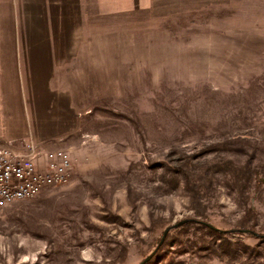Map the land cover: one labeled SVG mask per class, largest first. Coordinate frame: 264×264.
Segmentation results:
<instances>
[{
  "label": "rangeland",
  "instance_id": "rangeland-1",
  "mask_svg": "<svg viewBox=\"0 0 264 264\" xmlns=\"http://www.w3.org/2000/svg\"><path fill=\"white\" fill-rule=\"evenodd\" d=\"M89 1L35 137L71 178L0 208V264H139L181 220L143 264H264V0Z\"/></svg>",
  "mask_w": 264,
  "mask_h": 264
},
{
  "label": "crops",
  "instance_id": "crops-1",
  "mask_svg": "<svg viewBox=\"0 0 264 264\" xmlns=\"http://www.w3.org/2000/svg\"><path fill=\"white\" fill-rule=\"evenodd\" d=\"M159 1L113 0L109 8L108 0H90L87 10L91 12L94 6L97 14L121 13L152 7ZM178 1L191 4L190 0ZM81 2L0 0V142L3 145L21 149L28 140L38 141L51 135L53 103H59L57 95L66 93L67 63L75 56L76 42L68 36L75 28H69L66 22L83 18L86 0Z\"/></svg>",
  "mask_w": 264,
  "mask_h": 264
},
{
  "label": "built area",
  "instance_id": "built-area-1",
  "mask_svg": "<svg viewBox=\"0 0 264 264\" xmlns=\"http://www.w3.org/2000/svg\"><path fill=\"white\" fill-rule=\"evenodd\" d=\"M71 175V157L63 148L44 149L28 140L13 149L0 142V208L64 184Z\"/></svg>",
  "mask_w": 264,
  "mask_h": 264
},
{
  "label": "trees",
  "instance_id": "trees-1",
  "mask_svg": "<svg viewBox=\"0 0 264 264\" xmlns=\"http://www.w3.org/2000/svg\"><path fill=\"white\" fill-rule=\"evenodd\" d=\"M255 181H256V187L258 188L259 186H260V183L262 182V179L261 178H259L258 176L256 177V179H255ZM254 211H253V208H249L246 212H245V218L247 219L251 214H254L253 213ZM192 221H190V220H188V221H186V222H184V223H182L181 225H184V224H190ZM200 224H198L200 227H203V228H205L208 232H210V233H212V234H214V235H216L217 237H219V238H221V239H223V240H226L225 239V237H224V235L225 234H227L228 232L226 231V230H223V229H220V228H217V227H214V226H212V225H210V224H208V223H205V222H200V221H198ZM258 237H260L262 240H264V235L263 236H258ZM223 243H221V245H222ZM246 248H249L248 246H246ZM251 251H250V255H255V251L253 250V249H250Z\"/></svg>",
  "mask_w": 264,
  "mask_h": 264
},
{
  "label": "water",
  "instance_id": "water-1",
  "mask_svg": "<svg viewBox=\"0 0 264 264\" xmlns=\"http://www.w3.org/2000/svg\"><path fill=\"white\" fill-rule=\"evenodd\" d=\"M183 222H185V220L178 221V222H176V223H174V224H172V225L166 227V228L163 230L162 235H161V238H160L158 244L156 245V247H155V248L153 249V251H152L149 255H147V256H146V257H145V258H144L139 264H143L144 262H146L148 259L151 258V256L156 252L157 248L159 247V245L161 244V242H162L163 239L165 238V235H166V233L169 231L170 228L177 227L178 225L182 224ZM243 231H248V232H249V230H245V229H244ZM22 264H24V263H22Z\"/></svg>",
  "mask_w": 264,
  "mask_h": 264
}]
</instances>
